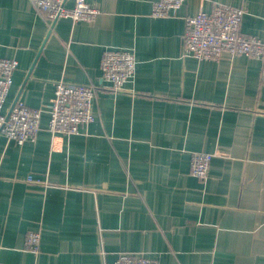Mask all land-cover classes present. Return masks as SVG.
Masks as SVG:
<instances>
[{
  "label": "crops",
  "instance_id": "0c3cea01",
  "mask_svg": "<svg viewBox=\"0 0 264 264\" xmlns=\"http://www.w3.org/2000/svg\"><path fill=\"white\" fill-rule=\"evenodd\" d=\"M156 1L88 0L93 22L49 26L31 0H0V58L19 62L4 113L47 107L61 79L97 85L79 134H52L46 110L37 142L0 133V264H264L263 62L183 53L185 17L217 3L244 8L241 32L264 40V0H186L164 18ZM109 48L136 52L121 91L101 78ZM198 150L214 154L205 179L190 171ZM36 229L38 254L25 249Z\"/></svg>",
  "mask_w": 264,
  "mask_h": 264
},
{
  "label": "built area",
  "instance_id": "2783aa9c",
  "mask_svg": "<svg viewBox=\"0 0 264 264\" xmlns=\"http://www.w3.org/2000/svg\"><path fill=\"white\" fill-rule=\"evenodd\" d=\"M37 14L49 25L59 18H71L74 22H93L100 10L88 0H31ZM186 0H157L151 15L156 18L169 17L181 8ZM245 9L231 4L217 3L211 11L201 10L185 17L186 29L183 53L199 60H219L224 53L245 55L260 59L261 83L264 84V40L241 32L240 26ZM137 57L133 48L107 49L101 63V78L115 91L124 90L126 84L136 76ZM19 62L15 58H0V133L8 140L23 146L35 143L41 130V119L46 110L49 114L48 129L56 134H79L96 120L95 103L97 85L94 83H71L63 79L55 83L54 95L46 106L31 107L18 100L9 113L3 106L13 84V76ZM48 108V109H47ZM214 154L194 151L191 155L190 171L205 179L209 174ZM30 181H34L29 178ZM41 231L30 230L25 239V249L35 254L41 250ZM104 264H160L159 260L145 252L131 254L122 252L112 262Z\"/></svg>",
  "mask_w": 264,
  "mask_h": 264
},
{
  "label": "water",
  "instance_id": "95a60500",
  "mask_svg": "<svg viewBox=\"0 0 264 264\" xmlns=\"http://www.w3.org/2000/svg\"><path fill=\"white\" fill-rule=\"evenodd\" d=\"M53 24H54V22H53Z\"/></svg>",
  "mask_w": 264,
  "mask_h": 264
}]
</instances>
